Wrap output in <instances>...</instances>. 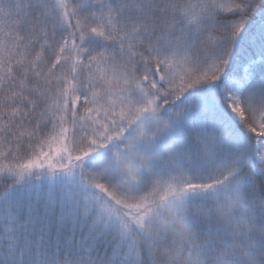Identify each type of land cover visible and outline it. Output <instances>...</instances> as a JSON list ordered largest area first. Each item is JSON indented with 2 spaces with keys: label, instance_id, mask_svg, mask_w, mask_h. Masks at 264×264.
<instances>
[{
  "label": "snow or ice",
  "instance_id": "snow-or-ice-1",
  "mask_svg": "<svg viewBox=\"0 0 264 264\" xmlns=\"http://www.w3.org/2000/svg\"><path fill=\"white\" fill-rule=\"evenodd\" d=\"M0 264H264V0H0Z\"/></svg>",
  "mask_w": 264,
  "mask_h": 264
}]
</instances>
